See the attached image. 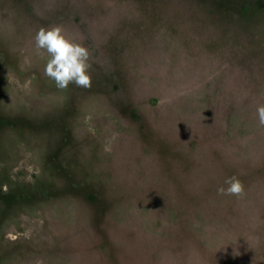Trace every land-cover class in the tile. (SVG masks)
<instances>
[{"label": "rangeland", "instance_id": "obj_1", "mask_svg": "<svg viewBox=\"0 0 264 264\" xmlns=\"http://www.w3.org/2000/svg\"><path fill=\"white\" fill-rule=\"evenodd\" d=\"M260 106L264 0H0V264H264Z\"/></svg>", "mask_w": 264, "mask_h": 264}, {"label": "clouds", "instance_id": "obj_2", "mask_svg": "<svg viewBox=\"0 0 264 264\" xmlns=\"http://www.w3.org/2000/svg\"><path fill=\"white\" fill-rule=\"evenodd\" d=\"M35 49L38 55L47 54L44 75L55 82L60 90L74 84L81 88L91 87L89 75V51L81 43L69 39L60 26L50 29L41 28L35 36ZM258 122L264 126V106L257 109ZM227 188L217 189L219 195L236 196L238 199L245 194L244 185L236 177L225 180Z\"/></svg>", "mask_w": 264, "mask_h": 264}]
</instances>
